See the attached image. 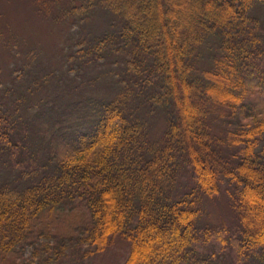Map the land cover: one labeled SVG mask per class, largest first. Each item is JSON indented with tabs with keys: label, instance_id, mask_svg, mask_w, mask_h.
Masks as SVG:
<instances>
[{
	"label": "trees",
	"instance_id": "obj_1",
	"mask_svg": "<svg viewBox=\"0 0 264 264\" xmlns=\"http://www.w3.org/2000/svg\"><path fill=\"white\" fill-rule=\"evenodd\" d=\"M60 1L37 3L41 10L47 3L48 13ZM258 7L264 11V0H73L65 16L112 17V29L76 53L86 58L82 67L115 58L123 90L114 99L51 96L31 112L28 94L0 86V177L12 176L0 181V264H23L34 238L52 237L49 223L71 211L84 216L75 222L76 247L87 244L83 261L121 238L130 247L123 264H215L203 248L213 238L243 264H264ZM148 86L156 94L147 102L167 115L157 140L131 103L138 100L132 87ZM215 120L234 126L229 144L214 135ZM227 147L236 150L226 155ZM181 165L195 185L187 193H175ZM224 181L233 187L227 192L238 227L204 228L198 195H220ZM72 234L55 232L56 250Z\"/></svg>",
	"mask_w": 264,
	"mask_h": 264
},
{
	"label": "rangeland",
	"instance_id": "obj_2",
	"mask_svg": "<svg viewBox=\"0 0 264 264\" xmlns=\"http://www.w3.org/2000/svg\"><path fill=\"white\" fill-rule=\"evenodd\" d=\"M73 0H61L57 6L51 5L46 13L47 3L43 8L37 0H0V86H13L21 93L28 94L30 104H33L31 112L40 109L42 101L48 97H59L60 101H74L78 99L117 97L123 86L120 87L117 79L122 72L114 59L110 57V63L106 64L105 58L99 63H89L81 66L86 60L83 54L76 53L83 49L85 41L108 32L112 29V17L104 13H94L83 21V16L67 14L66 7H70ZM262 19L264 11L259 7L254 11ZM204 66H207L204 64ZM139 76V75H138ZM145 77V76H144ZM30 86L33 95L26 90ZM9 88V87H7ZM10 89V88H9ZM133 91L138 94V100L132 99V107L141 120L147 121V135L153 140L159 139L167 125V115L163 109L154 111L148 98L154 101L156 92L151 86L140 90L135 87ZM22 95L16 96L18 100ZM23 98L20 102L23 104ZM58 99V98H57ZM24 106H26L24 104ZM213 133L216 137L229 144L227 131H233L234 126L226 123L220 125L214 122ZM230 126V127H229ZM236 149L227 147L225 154L230 155ZM48 154V152L46 151ZM45 153V155H46ZM179 168V167H178ZM9 174L0 177V181L11 178ZM192 175L186 165H181L176 179L175 193H187L194 188ZM228 189L233 187L223 182L220 195L210 197L199 193L200 204L203 208L200 222L204 228L221 227L227 224L228 229L238 227L236 214L231 206ZM55 217L56 222L49 223L48 230L53 235L49 239L45 236L41 239L34 238V244L28 245L24 252L23 264H123L130 252L129 243L121 238L115 240L113 246L99 256H88L83 261V253L87 244L82 248L76 247V235L80 234L79 224L76 221L84 219L83 214L76 211L66 212ZM64 215V216H63ZM73 226V227H72ZM232 230V231H233ZM55 232H72V237H63L62 249L57 248ZM49 241L52 251L46 252L44 242ZM55 244V245H54ZM215 239L208 242L209 247H203L206 253L212 255L215 264H243L232 256L229 251L221 250V246ZM85 247V248H84ZM230 254V255H229ZM52 255V256H50ZM258 263V262H257ZM250 264H256L251 261Z\"/></svg>",
	"mask_w": 264,
	"mask_h": 264
}]
</instances>
